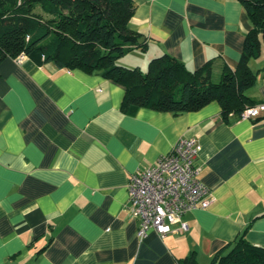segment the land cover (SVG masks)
Masks as SVG:
<instances>
[{"label": "crops", "instance_id": "0c3cea01", "mask_svg": "<svg viewBox=\"0 0 264 264\" xmlns=\"http://www.w3.org/2000/svg\"><path fill=\"white\" fill-rule=\"evenodd\" d=\"M130 27L143 48L116 60L145 70L167 53L210 77L237 66L251 24L239 0H132ZM246 95L264 103V43L248 63ZM124 87L97 72L25 56L0 60V264L197 262L244 234L264 246V114L224 119L217 101L173 114L121 109ZM196 138L194 164L213 200L185 213L187 229L138 236L127 184L181 138Z\"/></svg>", "mask_w": 264, "mask_h": 264}, {"label": "trees", "instance_id": "16d2710c", "mask_svg": "<svg viewBox=\"0 0 264 264\" xmlns=\"http://www.w3.org/2000/svg\"><path fill=\"white\" fill-rule=\"evenodd\" d=\"M239 1L251 27L237 66L225 68L216 82L210 77V62L189 71L167 53L151 58L145 70L117 64L132 48L144 47L141 34L129 25L132 0H0V60L23 52L59 67L97 72L124 87L121 109L127 113L147 107L180 114L217 101L227 119L257 103L245 93L256 77L248 63L264 43V0ZM174 264L199 263L191 251ZM207 264H264V246L240 234Z\"/></svg>", "mask_w": 264, "mask_h": 264}, {"label": "built area", "instance_id": "2783aa9c", "mask_svg": "<svg viewBox=\"0 0 264 264\" xmlns=\"http://www.w3.org/2000/svg\"><path fill=\"white\" fill-rule=\"evenodd\" d=\"M25 56L21 52L14 59L21 62ZM262 114L264 103L259 102L246 106L237 117L251 119ZM198 152L196 138L181 137L155 164L137 168L131 174L127 184L128 210L139 220V237H144L149 229L161 237L182 232L187 229L182 220L185 213L210 205L213 196L199 178L200 167L194 164Z\"/></svg>", "mask_w": 264, "mask_h": 264}, {"label": "rangeland", "instance_id": "374dc122", "mask_svg": "<svg viewBox=\"0 0 264 264\" xmlns=\"http://www.w3.org/2000/svg\"><path fill=\"white\" fill-rule=\"evenodd\" d=\"M127 53H128V52H127ZM120 58H121V57H120ZM118 59H119V58H118ZM118 59H117V60H118ZM116 63L118 64L117 61H116ZM218 79H219V78H217V79H216V78H212L211 80L214 81V82H216V81H218ZM207 263H208V261H207L206 263H203V264H207ZM201 264H202V263H201Z\"/></svg>", "mask_w": 264, "mask_h": 264}]
</instances>
